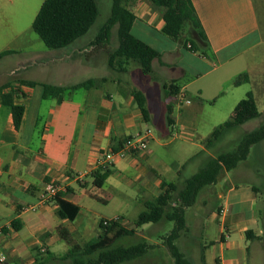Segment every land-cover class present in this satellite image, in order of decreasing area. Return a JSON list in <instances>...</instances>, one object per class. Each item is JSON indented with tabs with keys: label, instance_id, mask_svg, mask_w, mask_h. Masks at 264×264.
Returning a JSON list of instances; mask_svg holds the SVG:
<instances>
[{
	"label": "crops",
	"instance_id": "0c3cea01",
	"mask_svg": "<svg viewBox=\"0 0 264 264\" xmlns=\"http://www.w3.org/2000/svg\"><path fill=\"white\" fill-rule=\"evenodd\" d=\"M192 3L209 41L205 48L209 56L167 37L162 32V12L150 0L130 1L136 16L132 34L160 53L150 74H144L135 62L125 72H117L108 61L74 60L71 46L50 52L47 58L38 50H17L0 59V87L12 84L3 93L12 91L14 103L26 109L17 130L11 108L0 99V253L6 257L0 264L66 262L63 256L69 245L60 252L52 248L64 241L58 227L66 228L78 244L98 239L101 229L97 232L96 227L101 220H119L128 227L124 221L131 203L145 206L163 192L164 182L182 178L195 162V155H190L175 170L177 161L166 160V151L177 138L194 145L207 104L216 105L230 91L235 107L248 93L253 94L257 107L258 100L264 104V0ZM134 29L141 34L150 30L155 41L138 37ZM84 73L91 75L83 79ZM242 75L248 79L235 85ZM102 78L107 81L98 87L47 100L41 85L21 83L70 87ZM171 82L178 87L175 95L165 87ZM135 90L145 97L147 119L137 105ZM147 129L151 130L148 148L117 160L110 166L108 178L97 186L94 172L100 169L102 155ZM78 174L84 175L78 179ZM56 183L63 188L62 199L79 208L74 220L59 216L54 198L37 211H23ZM134 185L139 187L135 197L126 191ZM261 190L254 185L242 188L230 184L224 205L213 210L209 224L196 215L197 235L188 238L192 264H264V210L263 205H257Z\"/></svg>",
	"mask_w": 264,
	"mask_h": 264
},
{
	"label": "trees",
	"instance_id": "16d2710c",
	"mask_svg": "<svg viewBox=\"0 0 264 264\" xmlns=\"http://www.w3.org/2000/svg\"><path fill=\"white\" fill-rule=\"evenodd\" d=\"M130 1L112 0L110 16L101 26L95 40L92 41V46L106 50L109 66L118 72H125L127 66L131 62H135L144 74H150L153 69L152 63L155 59H160V53L132 34L131 30L136 16L129 7ZM150 1L162 12L164 20L162 32L167 37L183 43L184 47L192 51H201L202 55L209 56L205 50L209 47V41L192 0ZM99 13L97 0H45L33 21L32 29L46 47L59 50L74 45L76 41L85 36L96 23ZM115 27H117L118 46L112 50L109 48V44L112 30ZM12 52L11 50L1 52L0 59ZM247 79V75H242L235 81V85H240ZM104 81H107V78L89 79L70 87L26 80H22L21 83L28 86L41 85L44 89L43 98L47 100L58 98L80 88H95ZM165 87L170 95L177 94L178 87L175 82H171ZM11 88V83L2 85L0 99L4 105L11 108L14 125L19 130L26 109L23 105L14 103L12 91L3 93ZM134 96L144 118L147 119L148 109L144 95L135 90ZM169 113L171 115V108ZM260 116L261 112L258 110L253 94L248 93L238 103L234 114L212 131L204 142L205 147L207 149L214 148L229 132ZM263 141L264 122L246 133L234 150L209 157L206 164L196 174L183 182L182 187L175 182H164L163 192L154 200L145 203L146 210L139 214L134 228L125 227L119 220H109L107 224H104L105 220H101L99 223L101 233L98 239L78 244L73 243L66 228L58 227L61 238L69 245L63 260L69 261L71 264H125L139 260L155 246L145 239L133 245H120L119 242L124 238L135 236L137 229L144 225L173 222L174 227L165 236L164 244L170 252L174 264H192L176 244L182 232L189 230L186 218L187 209L196 204L205 187L215 185L223 172L236 169L241 162L248 159L252 147ZM110 173V168L96 170L94 172L96 175L95 184L101 186ZM62 195L63 193H58L54 198V201L59 205V216L62 219L74 220L78 215L79 208L62 199Z\"/></svg>",
	"mask_w": 264,
	"mask_h": 264
},
{
	"label": "rangeland",
	"instance_id": "374dc122",
	"mask_svg": "<svg viewBox=\"0 0 264 264\" xmlns=\"http://www.w3.org/2000/svg\"><path fill=\"white\" fill-rule=\"evenodd\" d=\"M44 1L45 0H0V52L6 50H22L26 52L38 50L41 52L43 58H47L48 56L46 54L55 51L54 49L46 47L44 42L32 29L33 21ZM97 1L100 13L96 23L85 36L81 37L76 41L75 45L69 48L75 50L73 54L74 60L80 59L87 61L88 59L90 63L95 62L96 64L108 61L106 50L93 47L92 41L95 40L101 26L110 16L112 0ZM133 32L138 37H143L146 41H155V35L150 33V30L147 31L145 29L142 31V34L141 32H138L137 29H134ZM175 42L178 41H174V43ZM117 45L118 35L117 27H115L112 30L109 48L114 50ZM197 53L202 55L201 51H198ZM89 75L91 74L84 73L82 78L85 79ZM218 77L219 75L214 79ZM207 79L208 78L203 80ZM232 96L233 95L230 91L224 98L220 99L216 105H206L204 113L200 116V124L198 131L196 132V137L194 138V145H185L182 139L177 138L173 139L172 145L168 147L166 151V160L172 158L176 159L177 166L174 165L175 170L180 169V161L187 159L190 155H195V162L185 169L182 178L178 177L175 180V183L180 187H182L183 179H188L196 174L206 164L209 157L217 156L222 152L234 150L239 140L246 133L257 128L264 122V104L261 100H258V109L261 112L259 118L253 119L229 132L214 148L207 149L204 142L214 130V125L221 123L222 121H227L230 118L231 111H234L236 108L234 103H231L230 101ZM37 142L38 141L36 140L35 143L37 144ZM230 184H236L242 188L253 185L256 187H262V190L258 195L257 205H263L262 208H260L264 210V141L252 147L248 159L241 162L236 169L230 172H223L219 181L215 185L205 187L201 191L196 204L187 209L186 218L189 230L182 232L181 237L176 244L182 251L187 253V257L192 263L194 261V255L188 238L197 235L195 229V217L196 215H201L203 223L209 224V216L212 214L213 210L217 209L218 206L224 205L226 192L228 185ZM126 191L129 195L135 197L136 194L139 193V187L138 185L130 186L126 188ZM238 208V206L234 207L233 212H237ZM144 210H146V208L142 203H131L128 211L125 213L124 224L128 227H134L139 214ZM173 227V222L148 224L139 228L135 236L121 240L119 242L120 245H133L145 239L155 246L145 257L125 264H174L170 252L164 244L165 236L171 232ZM96 231H100L98 225ZM67 247L68 245L65 241H59L52 246L57 252H60L62 248L65 249ZM12 264H15V262ZM55 264H71V262L56 261Z\"/></svg>",
	"mask_w": 264,
	"mask_h": 264
},
{
	"label": "built area",
	"instance_id": "2783aa9c",
	"mask_svg": "<svg viewBox=\"0 0 264 264\" xmlns=\"http://www.w3.org/2000/svg\"><path fill=\"white\" fill-rule=\"evenodd\" d=\"M151 130L147 129L144 133H139L136 136L125 138L118 149H112L102 155L101 160L98 163V168L107 169L110 168L117 160L127 158L132 155L139 154L148 148L149 137ZM84 174H78L77 178L81 179ZM63 188L59 184H50L46 191L36 204H31L23 208V211H37L38 209L47 206L51 199L55 198L58 193H62ZM109 220H105L104 224H107ZM3 234V230L0 229V235ZM6 261L5 255L0 253V262Z\"/></svg>",
	"mask_w": 264,
	"mask_h": 264
}]
</instances>
